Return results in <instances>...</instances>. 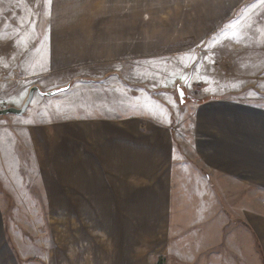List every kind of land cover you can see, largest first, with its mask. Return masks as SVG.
<instances>
[{
	"label": "crops",
	"instance_id": "obj_1",
	"mask_svg": "<svg viewBox=\"0 0 264 264\" xmlns=\"http://www.w3.org/2000/svg\"><path fill=\"white\" fill-rule=\"evenodd\" d=\"M139 1L0 0V109L20 108L32 87L41 92L64 89L50 97L35 92L22 116L0 119V195L12 203L17 192L26 189L30 156L25 159L19 146L30 155L33 138L43 135L56 141L58 126L85 125L103 140L92 150L78 148L71 139V168L82 173L80 182L86 188L80 189L88 198L87 208L99 207L92 212L114 215L116 229L123 230L121 214L138 215L142 222L144 215H151L150 227L143 222L128 229L130 233L156 229L152 240L161 238V233L170 238L179 234L178 223L186 237L193 222V228L203 226L200 251L207 236L221 240V227L215 224V212L208 214L210 222L205 226L199 207L221 199V190L231 180L239 177L247 182L255 158L264 165V143L254 136L255 122L259 125L255 114L262 113L216 96L222 91L220 83L204 102L189 101L199 92L187 90L189 96L184 88L185 103L177 102L175 87L183 85L189 71L184 52L163 49V54L179 57L157 64L146 61L140 52L127 61L126 45L139 44L136 38L142 36L143 18L130 13L127 17L126 5L135 7ZM104 53L112 59L97 68L85 62L99 60ZM191 78L190 86L198 85V79ZM65 96L72 102L69 110L57 105ZM32 104L40 110L50 106L51 112H31L29 117ZM219 207L226 225H242L253 239L254 224Z\"/></svg>",
	"mask_w": 264,
	"mask_h": 264
},
{
	"label": "rangeland",
	"instance_id": "obj_2",
	"mask_svg": "<svg viewBox=\"0 0 264 264\" xmlns=\"http://www.w3.org/2000/svg\"><path fill=\"white\" fill-rule=\"evenodd\" d=\"M129 13L141 14L143 20L142 36L136 38L139 44L126 45L127 61L140 52L146 61L157 64L161 59L179 57L164 52H184L183 56H188L189 71L183 85L175 87L176 91L177 88L197 91L200 95L197 97L187 91L192 97H187L188 100L203 101L220 83L222 91L216 96L261 110V115L255 114L259 125L255 122L254 136L264 143V3L261 0H140L135 7L126 5L127 17ZM102 56L99 60L85 62L97 68L99 63L112 59L105 53ZM190 78L198 79V85L190 86ZM226 91L230 92L225 95ZM37 97L35 95L36 100ZM65 97L57 105L69 110L72 102L69 96ZM183 100L185 103V98ZM31 112L42 115L50 113L51 107L40 110L32 104L29 117H32ZM55 129L56 141L43 135L39 140L33 138L30 155L19 146L25 159L30 156V176L24 181L26 189H20L12 203L0 195V264H264V165L261 159L255 158L248 167L252 172L247 173V182L239 177L231 180L221 190V199L215 198L213 205L205 201L199 207V216L205 214V226L210 222L208 214L215 212V224L221 227V240L207 236L205 249L199 251L203 226L193 228V222L188 224L186 237H182L183 225L178 223L176 232L180 236L174 233L170 238L161 233V238L152 240L151 233L156 234V229L132 230L134 236L128 229L129 225L141 227L143 222L150 227L151 215H144L142 222L138 215L121 214L123 230L116 229L118 218L114 215L92 212L100 210L99 207L87 208L88 198L80 189L86 188L85 183L80 182L82 173L71 168V139L78 148L89 146L95 150L103 142L101 134L94 135L85 125ZM222 136L224 138V134ZM254 141V152H257L258 142L255 138ZM25 174L28 176L27 172ZM219 204L233 218L254 224L253 239L242 225H226L227 219L219 213ZM172 233L169 230V235Z\"/></svg>",
	"mask_w": 264,
	"mask_h": 264
},
{
	"label": "water",
	"instance_id": "obj_3",
	"mask_svg": "<svg viewBox=\"0 0 264 264\" xmlns=\"http://www.w3.org/2000/svg\"><path fill=\"white\" fill-rule=\"evenodd\" d=\"M181 90L182 89L177 88V95H178L180 104H183L184 103V100H183L184 93H183V96L181 97V94H180ZM62 91H64V89L53 90L50 92H41L36 87H32L29 90L28 95H27L26 99L24 100V102L20 108H11L10 107V108L0 109V118L7 116V115L22 116L25 113L26 109L28 108L35 92L38 93L42 97H50V96L58 94L59 92H62Z\"/></svg>",
	"mask_w": 264,
	"mask_h": 264
},
{
	"label": "snow or ice",
	"instance_id": "obj_4",
	"mask_svg": "<svg viewBox=\"0 0 264 264\" xmlns=\"http://www.w3.org/2000/svg\"><path fill=\"white\" fill-rule=\"evenodd\" d=\"M49 2H50V0H49ZM261 2L264 3V0H261ZM180 94H181V97H182L183 96L182 90H181Z\"/></svg>",
	"mask_w": 264,
	"mask_h": 264
},
{
	"label": "trees",
	"instance_id": "obj_5",
	"mask_svg": "<svg viewBox=\"0 0 264 264\" xmlns=\"http://www.w3.org/2000/svg\"><path fill=\"white\" fill-rule=\"evenodd\" d=\"M194 102H197V103H201V102H204L205 100H203V101H195V100H193Z\"/></svg>",
	"mask_w": 264,
	"mask_h": 264
}]
</instances>
